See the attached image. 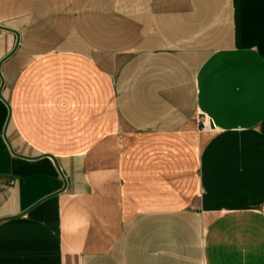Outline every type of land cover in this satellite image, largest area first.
I'll list each match as a JSON object with an SVG mask.
<instances>
[{
    "label": "crops",
    "instance_id": "crops-1",
    "mask_svg": "<svg viewBox=\"0 0 264 264\" xmlns=\"http://www.w3.org/2000/svg\"><path fill=\"white\" fill-rule=\"evenodd\" d=\"M0 60V264H264V0H0Z\"/></svg>",
    "mask_w": 264,
    "mask_h": 264
},
{
    "label": "water",
    "instance_id": "water-1",
    "mask_svg": "<svg viewBox=\"0 0 264 264\" xmlns=\"http://www.w3.org/2000/svg\"><path fill=\"white\" fill-rule=\"evenodd\" d=\"M16 43H17V40H15V43H14V45H13V48H12L11 52L14 50ZM11 52H10V53H11ZM10 53H9V54H10ZM9 54L5 55L3 58L7 57ZM3 58H2V59H3ZM2 59H1V60H2ZM1 60H0V61H1ZM1 86H2V77L0 76V88H1ZM0 98H1V97H0ZM8 117H9V113L7 114L6 122H7V120H8ZM50 157L52 158L53 163H54V165H55L56 168H57V164H56L55 159H54L52 156H50ZM59 174H60V176H61V178H62V174H61L60 171H59ZM64 187H65V180L62 178V185H61V187L59 188V190H58L57 192L62 191V190L64 189Z\"/></svg>",
    "mask_w": 264,
    "mask_h": 264
},
{
    "label": "built area",
    "instance_id": "built-area-1",
    "mask_svg": "<svg viewBox=\"0 0 264 264\" xmlns=\"http://www.w3.org/2000/svg\"><path fill=\"white\" fill-rule=\"evenodd\" d=\"M197 115H200V114H197ZM197 121L200 122V125H199L200 131H208L209 130L210 123H209L208 119L204 120L201 117H199V118L197 117Z\"/></svg>",
    "mask_w": 264,
    "mask_h": 264
},
{
    "label": "rangeland",
    "instance_id": "rangeland-1",
    "mask_svg": "<svg viewBox=\"0 0 264 264\" xmlns=\"http://www.w3.org/2000/svg\"><path fill=\"white\" fill-rule=\"evenodd\" d=\"M198 113H199V112H198ZM196 116H197L198 118L200 117V115H197V114H196Z\"/></svg>",
    "mask_w": 264,
    "mask_h": 264
}]
</instances>
